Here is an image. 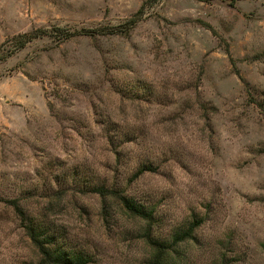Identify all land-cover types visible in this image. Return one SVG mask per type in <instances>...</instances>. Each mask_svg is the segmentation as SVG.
Instances as JSON below:
<instances>
[{
  "label": "rangeland",
  "instance_id": "374dc122",
  "mask_svg": "<svg viewBox=\"0 0 264 264\" xmlns=\"http://www.w3.org/2000/svg\"><path fill=\"white\" fill-rule=\"evenodd\" d=\"M54 26L116 29L0 61V264L39 260L13 201L89 264L195 219L179 264H264V0H0V52Z\"/></svg>",
  "mask_w": 264,
  "mask_h": 264
},
{
  "label": "trees",
  "instance_id": "16d2710c",
  "mask_svg": "<svg viewBox=\"0 0 264 264\" xmlns=\"http://www.w3.org/2000/svg\"><path fill=\"white\" fill-rule=\"evenodd\" d=\"M212 1V0H199ZM236 1V0H231ZM131 21V20H129ZM135 21H131L134 24ZM116 27L106 30L103 27L95 28H81L78 30H71L68 28L54 26L50 30L46 28H36L31 31L12 36L3 42V49L0 52V61L6 59L8 56L23 49L29 42L34 39L43 37H52L58 39L59 42L67 41L76 36H94L115 33ZM53 31L55 34H53ZM7 46V48H6ZM145 168H140L137 173L140 174ZM92 191L98 192L103 198L106 197L107 190L103 186H93ZM118 198L123 207L132 215L144 219L147 225L152 226V210L147 209L143 204L138 203L134 198L119 194ZM15 209L20 218V224L23 226L28 239L36 249L39 260L37 264H89L91 257L82 251H75L65 245L61 240L60 235L56 230L48 228L42 221H37L35 218L27 215L25 211L13 201ZM200 220V221H199ZM195 219L189 223L187 227L182 230L175 231L171 237V242L153 240L147 236V240L154 249V254L150 264H179L176 261L175 247L179 244L193 239V233L201 224V219ZM174 251V252H173Z\"/></svg>",
  "mask_w": 264,
  "mask_h": 264
}]
</instances>
